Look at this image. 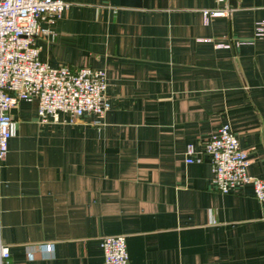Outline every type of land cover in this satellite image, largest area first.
I'll return each mask as SVG.
<instances>
[{
  "label": "crops",
  "instance_id": "obj_1",
  "mask_svg": "<svg viewBox=\"0 0 264 264\" xmlns=\"http://www.w3.org/2000/svg\"><path fill=\"white\" fill-rule=\"evenodd\" d=\"M60 1L68 8L34 39L37 57L103 69L109 108L99 124H41L34 98L11 107L7 264H101L104 235L124 236L127 264H264V201L250 183L217 192L199 153L227 123L247 174L264 178V0ZM203 10L225 15L204 23Z\"/></svg>",
  "mask_w": 264,
  "mask_h": 264
},
{
  "label": "built area",
  "instance_id": "obj_2",
  "mask_svg": "<svg viewBox=\"0 0 264 264\" xmlns=\"http://www.w3.org/2000/svg\"><path fill=\"white\" fill-rule=\"evenodd\" d=\"M67 8L68 4L60 0H0V166L12 134L10 109L17 101L34 98L36 118L41 124L58 122L60 114H66L68 123L89 114L99 124L109 108L103 69L50 67L37 57L34 39L49 34V28ZM201 14L207 23L224 16L225 11L203 10ZM40 23L46 26L41 27ZM255 35L262 41L264 57V19L257 23ZM195 153L193 145L186 144L184 161L192 162ZM199 153L208 158L210 182L217 192L225 194L238 185L250 183L255 198L264 201V178L247 174L246 152L239 147L227 123L219 125L201 141ZM99 246L101 264H127L123 235H104ZM40 248L48 253L52 251L51 244ZM8 258L9 248L0 238V264H7Z\"/></svg>",
  "mask_w": 264,
  "mask_h": 264
}]
</instances>
